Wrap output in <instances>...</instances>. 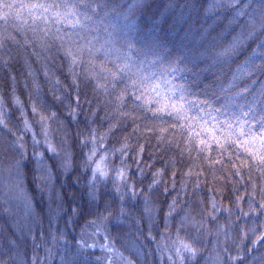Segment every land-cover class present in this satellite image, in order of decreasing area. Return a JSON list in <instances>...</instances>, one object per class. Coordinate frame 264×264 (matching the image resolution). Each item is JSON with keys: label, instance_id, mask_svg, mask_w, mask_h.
Masks as SVG:
<instances>
[{"label": "clouds", "instance_id": "1", "mask_svg": "<svg viewBox=\"0 0 264 264\" xmlns=\"http://www.w3.org/2000/svg\"><path fill=\"white\" fill-rule=\"evenodd\" d=\"M67 7L83 25L52 16ZM0 13V264H264V159L244 150L264 140V0ZM109 32L131 70L105 55ZM161 79L175 92H153ZM189 124L221 142L211 160Z\"/></svg>", "mask_w": 264, "mask_h": 264}, {"label": "snow or ice", "instance_id": "2", "mask_svg": "<svg viewBox=\"0 0 264 264\" xmlns=\"http://www.w3.org/2000/svg\"><path fill=\"white\" fill-rule=\"evenodd\" d=\"M215 8V3H210L209 4V11H213ZM29 12L35 17L36 16V10L35 9H29ZM15 16L18 20L22 19V10H17L15 11ZM3 13H0V16H3ZM53 17L57 18V21H63L65 20V18L67 17H72V19L67 20L68 24L71 25H83V22L77 17V13L74 10L73 7H67L66 10L61 13V12H53L52 13ZM45 19H47V17H44ZM87 30L88 31H98L99 30V22H97L96 24H92L87 26ZM103 47V51L105 53V55H115L119 58L122 59V64L121 67L125 70H131V65L129 63L130 57L127 56V54H123L121 52V49L117 46L116 40L113 36V34L111 32L106 33V39L104 41V44L102 45ZM136 74L138 76H141L142 79L144 80H148L150 74H143L141 69H135ZM166 86L167 88V94H172L175 92V86L171 85V82L166 80V79H161V80H154L151 83V90L153 92H155L158 96H165V93L162 91L161 89V85ZM146 104L151 103L152 100L151 98H146L144 101ZM171 110L172 112H182L184 110V105L183 104H178V103H173L171 105H169L167 103L166 100H161L156 107V111L163 113L167 110ZM181 119H183V117H181ZM192 125L189 124L188 128L189 131L187 132V138L191 139L192 136H196L198 137L196 139V144L197 146L208 155L209 159L211 160L212 158V142L215 141L216 142V146L217 147H222L221 142L214 136L212 129L204 127L203 125L201 126V130L200 131H193L192 130ZM201 132H206L207 133V139L201 137ZM241 134H243L241 132ZM245 145H251V147H246L244 150L248 153V155H250L253 159H264V157L260 156V152L264 151V140H261L259 143V147H257V137L255 135H251L248 139H246L244 141ZM99 168V165H98Z\"/></svg>", "mask_w": 264, "mask_h": 264}, {"label": "trees", "instance_id": "3", "mask_svg": "<svg viewBox=\"0 0 264 264\" xmlns=\"http://www.w3.org/2000/svg\"><path fill=\"white\" fill-rule=\"evenodd\" d=\"M161 89L162 91L165 93V95L167 94V88L166 86H164L163 84L161 85ZM177 103H179V101H177Z\"/></svg>", "mask_w": 264, "mask_h": 264}]
</instances>
